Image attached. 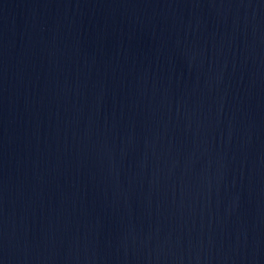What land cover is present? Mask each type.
Instances as JSON below:
<instances>
[{
	"label": "water",
	"instance_id": "95a60500",
	"mask_svg": "<svg viewBox=\"0 0 264 264\" xmlns=\"http://www.w3.org/2000/svg\"><path fill=\"white\" fill-rule=\"evenodd\" d=\"M0 264H264V0H0Z\"/></svg>",
	"mask_w": 264,
	"mask_h": 264
}]
</instances>
